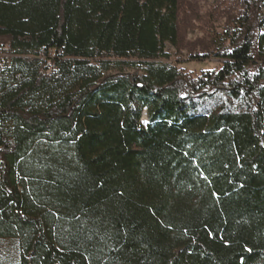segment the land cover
<instances>
[{
	"label": "trees",
	"instance_id": "1",
	"mask_svg": "<svg viewBox=\"0 0 264 264\" xmlns=\"http://www.w3.org/2000/svg\"><path fill=\"white\" fill-rule=\"evenodd\" d=\"M237 1L223 66L194 74L156 61L182 0H0L20 264H264V0Z\"/></svg>",
	"mask_w": 264,
	"mask_h": 264
},
{
	"label": "rangeland",
	"instance_id": "2",
	"mask_svg": "<svg viewBox=\"0 0 264 264\" xmlns=\"http://www.w3.org/2000/svg\"><path fill=\"white\" fill-rule=\"evenodd\" d=\"M182 4L180 46L168 43L166 51L171 57L156 61L177 64L194 74L219 70L224 60L217 56V52L230 46L228 29L237 26L232 20L241 11V4L237 0H182ZM196 53L208 57L203 61L192 60L191 56ZM143 121L146 123L147 117L143 116ZM0 264H20L17 238H0Z\"/></svg>",
	"mask_w": 264,
	"mask_h": 264
},
{
	"label": "built area",
	"instance_id": "3",
	"mask_svg": "<svg viewBox=\"0 0 264 264\" xmlns=\"http://www.w3.org/2000/svg\"><path fill=\"white\" fill-rule=\"evenodd\" d=\"M10 64L11 60H10V54L8 53H2L0 54V64Z\"/></svg>",
	"mask_w": 264,
	"mask_h": 264
},
{
	"label": "water",
	"instance_id": "4",
	"mask_svg": "<svg viewBox=\"0 0 264 264\" xmlns=\"http://www.w3.org/2000/svg\"><path fill=\"white\" fill-rule=\"evenodd\" d=\"M145 114H146V117H147V119H148V110H147V109H145L143 116H144Z\"/></svg>",
	"mask_w": 264,
	"mask_h": 264
},
{
	"label": "bare ground",
	"instance_id": "5",
	"mask_svg": "<svg viewBox=\"0 0 264 264\" xmlns=\"http://www.w3.org/2000/svg\"><path fill=\"white\" fill-rule=\"evenodd\" d=\"M144 117H146V114L144 115Z\"/></svg>",
	"mask_w": 264,
	"mask_h": 264
}]
</instances>
